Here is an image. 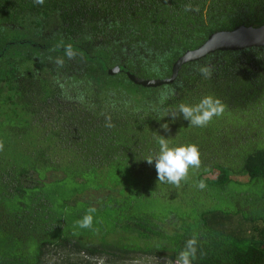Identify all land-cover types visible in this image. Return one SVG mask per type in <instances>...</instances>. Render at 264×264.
Instances as JSON below:
<instances>
[{"label": "trees", "instance_id": "16d2710c", "mask_svg": "<svg viewBox=\"0 0 264 264\" xmlns=\"http://www.w3.org/2000/svg\"><path fill=\"white\" fill-rule=\"evenodd\" d=\"M263 24L264 0H0V264H175L193 236V264H264V46L216 50L157 87L127 76L167 78L210 34ZM206 95L224 112L191 126L178 105ZM154 133L199 147L180 188L145 160ZM90 206L98 233L75 227Z\"/></svg>", "mask_w": 264, "mask_h": 264}, {"label": "clouds", "instance_id": "9594fccd", "mask_svg": "<svg viewBox=\"0 0 264 264\" xmlns=\"http://www.w3.org/2000/svg\"><path fill=\"white\" fill-rule=\"evenodd\" d=\"M45 0H34L37 5H43ZM185 11H198V8H193L191 4L185 6ZM65 53L69 59L74 58L75 53L72 49V45L69 44L65 48ZM56 63L60 66L63 65L62 59H57ZM199 73L205 78L210 79L213 74V68L211 66H199ZM174 89H167L160 95V104L164 102L172 95H174ZM225 105L219 98L212 95L204 96L200 102L196 105L179 104L178 112L183 116L184 120L189 121V124L194 127H206L213 119V117L221 116L224 112ZM167 115V113H166ZM169 116L173 119L176 118V113L172 112ZM106 127L111 128L114 125L110 122V117L106 118ZM161 127L168 131V124H162ZM157 143L159 145V151L155 155H149L145 160L149 165L155 161V169L157 173V179L160 183H167L180 188L182 182L188 180L189 169L199 170L201 167L200 150L196 144H186L179 146H170L169 139L154 133ZM3 150V142L0 141V151ZM200 190L207 187L203 180L195 184ZM97 212L96 207H88L84 216L75 221V227L80 229H91L98 233L99 229H93L94 214ZM198 252V239L196 236L188 239L185 242L183 249L179 252L178 258L175 264H193V261L197 258ZM203 253H201L202 255ZM94 261H98V264H105L107 257H92Z\"/></svg>", "mask_w": 264, "mask_h": 264}, {"label": "water", "instance_id": "95a60500", "mask_svg": "<svg viewBox=\"0 0 264 264\" xmlns=\"http://www.w3.org/2000/svg\"><path fill=\"white\" fill-rule=\"evenodd\" d=\"M264 46V24L260 26L239 25L231 30L217 31L210 34L207 39L196 49L185 52L173 63L171 75L167 78L143 79L138 78L127 72L128 78L139 85L145 87H157L174 81L181 66L197 61L207 54L216 50L220 51H236L251 47ZM120 69L114 67L109 71L110 74L117 73Z\"/></svg>", "mask_w": 264, "mask_h": 264}, {"label": "rangeland", "instance_id": "374dc122", "mask_svg": "<svg viewBox=\"0 0 264 264\" xmlns=\"http://www.w3.org/2000/svg\"><path fill=\"white\" fill-rule=\"evenodd\" d=\"M146 205L150 206L151 205V201L149 199V201L146 203ZM164 204L161 205V207H163ZM146 207V206H145ZM151 209H153L152 207H150ZM157 210V209H156ZM160 211H164V210H160ZM131 264H167L163 261H160L158 259H146V260H140V261H135L132 262Z\"/></svg>", "mask_w": 264, "mask_h": 264}]
</instances>
